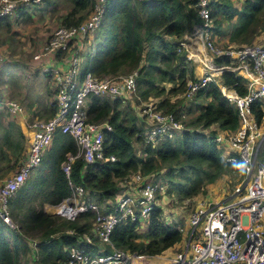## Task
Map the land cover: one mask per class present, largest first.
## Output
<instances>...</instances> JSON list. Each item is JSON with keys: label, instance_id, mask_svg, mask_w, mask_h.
I'll return each instance as SVG.
<instances>
[{"label": "trees", "instance_id": "trees-1", "mask_svg": "<svg viewBox=\"0 0 264 264\" xmlns=\"http://www.w3.org/2000/svg\"><path fill=\"white\" fill-rule=\"evenodd\" d=\"M72 1L73 8L61 25H77L86 19L95 0ZM194 4L195 0L107 1L93 39L85 40L84 52L80 54L84 64L81 73L90 70L96 77H103L135 71L137 103L156 99L157 110L172 113L178 119L185 115L190 118L189 123L172 140L146 143L141 113L121 109L120 105L125 103L120 99L89 95L85 119L107 124L103 131L104 153L115 156L116 160L85 163L79 157L71 163L67 176L62 165L68 154H76L77 146L70 135L56 131L39 166L8 201L10 217L19 225V230L0 219V264H21V257L28 253L38 264H66L70 247L97 250L100 242L91 234L94 210L74 220H62L44 209L46 204L54 205L68 197L70 184L81 185L89 201L110 213L123 191L122 182L137 172L144 176L154 173L167 179V192H174L182 200L200 194L204 185L226 173L243 170L241 164H225L214 142V132H204L213 124L234 131L239 124L234 103L215 83L199 89L191 99L182 96L187 82L195 80V75L185 51L178 50V42L201 23ZM79 12L85 13L79 16L80 20L74 19ZM261 13H264V0H244L239 9L231 0H212L213 34L218 38L229 35L231 42H245L251 30L255 31L259 25ZM220 81L222 86L234 89L239 95L246 93L245 79L234 72H224ZM175 95L181 98L172 101ZM202 100L207 101L200 103ZM252 109L260 119L262 112L255 104ZM54 113L53 106L52 116ZM14 126L15 121H9L7 128L2 127L0 158L16 164L24 158L25 137ZM139 227L138 221L129 219L116 224L110 235L111 243L128 252L155 256L177 244L182 237L180 230L163 218L160 206L152 210L146 231L140 232ZM70 230L75 233H68ZM84 234L92 236L93 245L87 244ZM30 240L35 242V254ZM109 251L106 245L105 252Z\"/></svg>", "mask_w": 264, "mask_h": 264}, {"label": "built area", "instance_id": "built-area-1", "mask_svg": "<svg viewBox=\"0 0 264 264\" xmlns=\"http://www.w3.org/2000/svg\"><path fill=\"white\" fill-rule=\"evenodd\" d=\"M108 0H95L87 18L77 25H58L47 41L33 56L36 62L44 58L54 61L44 67L50 75L53 89L54 115L47 120L35 119L27 124V148L18 170L0 183V219L14 230L19 225L12 221L8 201L25 183L31 172L39 166L44 152L50 147L56 131L70 135L77 146L75 155L68 154L62 169L68 176L70 165L76 158L85 163L115 161L113 155L104 153L105 123H90L85 119L89 95L108 96L131 101L136 96L137 72L119 76L96 77L90 70L81 73L85 40H90L98 30ZM140 1V0H137ZM43 0H0V19L13 15L20 3L39 5ZM212 0H195L194 7L201 23L194 26L193 35L200 47L178 42V50L186 53L192 64L201 65V76L187 82L183 97L193 98L197 91L215 83L224 72H234L245 79L246 93L239 95L234 89L219 83L222 94L234 103L239 124L234 131L213 124L204 132H214V142L225 164H241L242 171H233L241 177L239 183L219 201H199L188 216L187 240L182 250L175 252L167 264H264V35L258 42L237 45H217L210 35ZM16 9V10H15ZM76 44H81L76 48ZM193 46L194 49H190ZM65 51V53H64ZM218 59H224L218 62ZM1 60V59H0ZM155 102L141 107L146 143H159L174 139L185 130L180 119L172 113L157 110ZM262 112L257 118L252 107ZM0 107L7 113L22 115L21 105L11 99H0ZM71 193L61 202L46 204L47 213L62 220H74L80 214L95 211L91 234L100 246L96 251L70 247L66 264H142L145 255L118 249L111 243L114 226L125 220L141 224L157 206L159 195L166 191L165 183L154 173L147 176L139 172L122 182L123 191L116 198L114 210L105 213L87 199L81 185H72ZM68 233L74 234L70 230ZM87 244L93 245L92 236L84 234ZM36 252L35 242L31 241ZM110 247L108 253L105 246Z\"/></svg>", "mask_w": 264, "mask_h": 264}, {"label": "rangeland", "instance_id": "rangeland-1", "mask_svg": "<svg viewBox=\"0 0 264 264\" xmlns=\"http://www.w3.org/2000/svg\"><path fill=\"white\" fill-rule=\"evenodd\" d=\"M14 1H20V0H14ZM72 1V0H71ZM65 2H70V0H65ZM73 3V1H72ZM22 4L20 3L17 8H19ZM16 8V9H17ZM15 9V10H16ZM261 21L259 22V25L256 27L255 31H252L249 33L247 40L245 42H237L236 44H246V43H255L260 41L261 37L264 35V23L262 20H264V13L260 14ZM4 20V19H3ZM23 27V25H22ZM57 27V26H56ZM0 31V39L5 40V38H8V42L11 43V48L7 49L9 52L2 53L0 55V62H3L5 65L4 69H1L0 71V89L4 88L5 90L8 89L11 98L19 101L27 110L29 109V112L33 114V119H30L33 121L35 118H38L39 120H46L51 117V112L53 109V89H52V81L51 79H47V77L43 76L42 71H36L35 69H28L27 64H30V66H34L33 63H31V52H24L21 51L20 46L26 45V43H32L33 39L31 37V33H23L20 34L19 30L13 32L12 34H9L10 27L9 25L2 24ZM14 35L19 36H25L24 40H20L17 38H13ZM11 39V41H10ZM229 41V42H228ZM217 45H223L227 46L231 43L230 40H228L227 35L220 36L217 40ZM0 44L1 41H0ZM235 44V43H234ZM75 47V46H74ZM65 53V51H64ZM53 61V59H51ZM51 64V63H49ZM193 65V64H192ZM83 59L81 61V70L83 68ZM18 68L19 71L25 72L24 74H18L16 76H11L13 73V68ZM196 65H193V70H197V77H200V71L196 68ZM196 76V75H195ZM196 77V78H197ZM215 84L219 85V78H216ZM220 86V85H219ZM177 95L171 97L172 101H176L177 99L181 98V95L176 97ZM154 99L146 101V102H140L137 103L136 100L132 99L131 101L124 102L125 105H120L121 109L126 110L129 113H141V107H143L144 104L152 102ZM207 100H202V102H206ZM50 102V103H49ZM197 104V103H195ZM194 113V112H193ZM5 113L0 111V139L3 134L2 127L6 125L7 118L4 116ZM190 118L184 117L183 123L187 124L189 123ZM188 120V121H187ZM177 136L176 134L174 137ZM178 139V138H177ZM19 163H13L11 160H7L3 157L0 158V183L6 179L11 174L15 173L18 170ZM160 180H162L166 185V191L164 192L165 195L160 197L164 200L163 204L164 206H161V211L164 213V210L166 211L167 217L174 216V221L170 219V223L176 222L175 219L177 216L183 215V219L179 221V226L182 228L180 231L182 234L181 240L169 248V252H178L183 249L185 242L187 240L186 237V229L185 227V219L188 218V215L191 210L194 209L196 204L199 201H202L204 199H209L212 201H219L223 199L225 195H227L229 192H232L234 186H236L241 177L239 174L234 173H226L222 175L219 179L214 181L213 183L204 185L203 190L200 194L191 197V198H183L182 200L177 198V195L174 192L168 193L169 189V182L167 179L161 177L160 175H157ZM175 177H178L176 174ZM169 223L168 221H166ZM169 223V224H170ZM148 226V219L142 221V227H139L140 232H145L146 228ZM179 229V228H178ZM149 256H145L143 259L142 264H158L159 260H152L150 259L148 261ZM40 259V255H39ZM38 259V260H39ZM148 262V263H147ZM21 264H36L37 260H34L31 253L25 254L20 259ZM38 264V263H37Z\"/></svg>", "mask_w": 264, "mask_h": 264}, {"label": "crops", "instance_id": "crops-1", "mask_svg": "<svg viewBox=\"0 0 264 264\" xmlns=\"http://www.w3.org/2000/svg\"><path fill=\"white\" fill-rule=\"evenodd\" d=\"M231 1L233 3L234 7L239 9L244 0H231ZM72 8H73V3L71 0H70V2H65V0H43V2L39 5L22 4L19 8H17V10L14 12L13 15L5 16V17L0 19V31L2 29L1 28L2 24H5V25H9V27H10L11 32L9 34H12L13 32H15L17 30H19L20 34H23L24 32L25 33H31V37L34 38L32 43L31 44L26 43V45L20 46L21 51L32 53L31 63H33L34 66H30V64H27V68L30 70L35 69L36 71H42L43 76L47 77V79L50 80V75L46 71H44V67L49 65V63H52L54 60L52 61L51 58H44L41 61L36 62L33 60V56L36 53H38L39 50L42 49V47L45 44V42L47 41L50 33L54 30V28H56V26L62 24V20L64 19V17H66L69 14V12L72 10ZM84 13L85 12L77 13L74 16V19L78 20L79 16L84 14ZM22 25H23V27H22ZM212 27H213V24H212ZM212 27L210 28V35H211L212 39L214 40V42L216 43L218 40V37L213 34ZM227 36H228V40H230L229 35H227ZM0 37H1V35H0ZM13 38H17V40L18 39L24 40L25 36L14 35ZM92 39H90V40H92ZM183 39H185V41L188 44L189 43L193 44L196 41V44L199 46V49H203L202 47H200V40L197 38V36L194 37L193 32L191 34L185 35L183 37ZM0 41L2 43V44H0V55L2 53L9 52V50H7V49L11 48V43L8 42V38H5V40L0 39ZM10 41H11V39H10ZM234 43L235 42H231V43H227V44L237 45L236 43L235 44ZM79 45H81V44H76V46L73 45V47L75 46L74 48H76ZM85 46L86 45L83 46V49L85 48ZM190 49H194V47L190 46ZM83 52L84 51H82L81 53H83ZM3 62H0V71H1V69L5 68V65ZM194 65L197 66L196 68L200 71L199 76H201V71H202L201 65L200 64H194ZM12 71H13V73L11 74L12 77L16 76L18 74H24L25 73V72L23 73V72L19 71L17 67L13 68ZM194 75H196L195 78L198 76L197 70L196 71L194 70ZM6 98L18 102L23 109V117H22V115L16 116L12 113H7L0 107V111L5 113L4 116L8 119L6 125H4L3 127L7 128L9 121H15L14 128L18 131L19 130L22 131V133L25 137V139H24V151H23V156H25V152H26V148H27V141H28L27 124L30 122V119H33L32 118L33 114L30 113L29 109L27 110V108H25L19 101L11 98L8 89H6V90L4 88L0 89V99H6ZM156 101L157 100L154 99L152 102H156ZM51 117H52V112H51ZM51 117H49V118H51ZM35 119H38V118H35ZM164 195H165V193L163 195H159V197L157 199V203H156L157 206H160V207L164 206V204H163L164 200L162 198L160 199V197H162ZM164 213L165 214H163V212H162V216L166 221L169 222L170 219H172V220L174 219V216L167 217L168 213L166 215L165 210H164ZM181 216L183 217V215H181ZM181 216H177V218L175 219L176 222H172V221H171V223L169 222L175 228H177V229L179 228L180 231L182 230V228L179 226V221L181 219H183ZM187 226L189 227L188 218L185 219V227L187 228ZM187 230H188V228L185 231L187 232ZM29 242H30V244H32L31 240ZM31 249H32L33 253L35 254L36 252L34 251L33 246ZM174 253L175 252H173V253L169 252V249H167L161 255L149 256L147 259H148V261L150 259L159 260L158 264H167V261L169 260L170 257H172V255Z\"/></svg>", "mask_w": 264, "mask_h": 264}]
</instances>
